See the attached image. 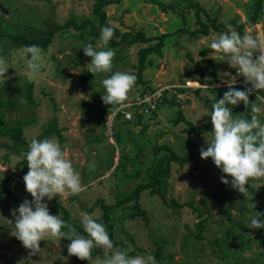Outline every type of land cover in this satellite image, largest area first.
<instances>
[{
    "label": "rangeland",
    "instance_id": "1",
    "mask_svg": "<svg viewBox=\"0 0 264 264\" xmlns=\"http://www.w3.org/2000/svg\"><path fill=\"white\" fill-rule=\"evenodd\" d=\"M92 4V0H0V33H5L0 37V56L6 57L12 67L5 82L0 80V100L5 102L0 109L2 122L7 128L17 121L25 122L23 136L30 142L33 138L58 140L56 135L47 134L50 122L56 119L63 137V141H58L81 174L84 185L79 195L50 201L45 198L43 202L50 214L62 217L61 211L54 207L63 206L69 213V222L81 225L82 215L88 213L107 229L101 207L107 204L111 206L114 246L121 250L131 248L129 255L133 256L154 255L157 239L163 246L164 264H264V228L249 229L246 223L257 212L264 214V180L250 181L253 187L246 185L249 192L243 196L231 187V177L216 168L211 158L203 160L199 154L184 165L173 161L168 176L162 177L155 193L143 190L137 203L146 212V221L135 212L133 198L115 206L136 185L151 181L150 168L158 157L169 153L163 146L178 156L207 148L206 140L212 131L209 116L212 105L229 90L228 81L235 80V86L245 84L234 68L213 54L210 38L228 31V25L238 32V25H242L243 34L253 33L255 26L256 33L264 36V0L259 4L261 10L254 25L249 23L257 0H115L108 5L109 21L120 30H143L151 36L172 33L162 55L150 56L152 63L143 72V82L136 80L127 103L138 101L151 89L161 88L164 92L171 87L173 92H166L164 98L169 100L174 94V105L169 101L158 105L156 99L153 109L131 106L129 120L123 113L117 119L115 113L104 118L102 80L111 73L81 83L82 69H87L91 59L84 55L78 66L72 64L76 51L82 52L90 40L95 46L99 37L90 34L81 37L73 27L57 31L47 50H43L44 67L32 81L27 78L23 61L15 56L22 47L7 37L9 32L24 34L29 39L46 35L70 19L92 16ZM196 17L208 24L213 18L219 27L210 28L205 35L192 34L197 26ZM140 46L145 44L124 47L120 57L113 59V72L135 71L132 65ZM30 82L36 105L27 103L23 97ZM94 91L99 97L92 96ZM256 95L250 98V103L264 109V104L255 101ZM178 111L201 132L188 133L185 121L174 122ZM232 112L234 116L247 117L240 104L233 106ZM259 118L264 122V111ZM113 131L121 135L119 144ZM154 145L159 147L158 151ZM26 147L16 146L9 137L0 135V187L19 199L31 201L23 182L26 172L22 165L16 166ZM138 148L142 152L138 153ZM122 154L126 156L124 170L114 171ZM222 175L229 180L228 185L221 182ZM19 205L8 192L2 194L0 264H95L97 257L102 258V250L93 249L90 261L77 258L72 262L76 257L68 255L70 241L66 238L41 241L39 252L30 255V250L10 235L9 221L14 223L11 213ZM261 220L264 221V215Z\"/></svg>",
    "mask_w": 264,
    "mask_h": 264
},
{
    "label": "clouds",
    "instance_id": "2",
    "mask_svg": "<svg viewBox=\"0 0 264 264\" xmlns=\"http://www.w3.org/2000/svg\"><path fill=\"white\" fill-rule=\"evenodd\" d=\"M227 28L228 31L211 36L209 47L220 61L227 62L238 76L244 78L242 87L245 89L238 90L235 80L227 82L229 90L212 105L209 115L212 131L210 139L206 140V150L200 149V156L203 160L211 158L216 168L231 177V187L244 196L249 192L246 185L253 187L250 181L264 180V122L259 118L264 109L249 101V96L255 91L258 93L255 101L264 104V95H260L264 92V36L259 33L241 36L231 25ZM113 36L111 26L102 27L96 45L89 43L82 49L84 55L91 58L87 65L88 72L93 76L111 73L102 80L105 93L101 98L105 105H111L109 113H119L128 106V94L135 86L137 77L128 72H113L115 51L108 47ZM15 56L23 61L28 80L36 79L44 67L43 50L38 45L24 46ZM10 68L8 59L0 56V80L5 82ZM241 102L247 109L251 105L250 118L234 116L232 107ZM24 156L28 171L23 182L32 200L25 199L18 208L13 209L14 223L9 222L12 225L10 235L30 250V255L39 252L41 241L66 238L70 241L67 245L68 255L82 261L92 259L93 249H101L102 258L97 257L95 264H157L152 254L133 256L129 255L131 248L121 250L115 247L106 227L88 213L81 217L86 235H80L77 228L65 222L61 215L50 214L47 203L43 202L45 198L49 201L67 198L79 195L84 190L81 174L74 168L58 140L33 138ZM225 175L220 179L228 185L229 180ZM262 215L257 212L248 217L247 228H264Z\"/></svg>",
    "mask_w": 264,
    "mask_h": 264
},
{
    "label": "trees",
    "instance_id": "3",
    "mask_svg": "<svg viewBox=\"0 0 264 264\" xmlns=\"http://www.w3.org/2000/svg\"><path fill=\"white\" fill-rule=\"evenodd\" d=\"M93 4H92V16H88V17H82L79 20H75V19H70L68 21H66L65 24L60 25V26H56L53 30L49 31L46 35L43 36H39V37H35L32 39H29L26 37V35L24 34H13L12 32H9L7 35V37H9L11 39V41H14L16 43L19 44V46L24 47V46H29V45H38L42 50H47V48L49 47V45L51 44L52 40H53V36L57 31H61L64 28L67 27H73L74 29H77L80 32V36L82 37L84 34H90L93 38L95 37H99L100 36V31L102 27L105 26H111L114 29V36L111 39V41L109 42L108 47L111 49H115V53H116V59H118L121 55V51L124 47H128L134 44H145V46H140L137 52V60L136 63L132 65V67L135 69V71L131 72V74H134L137 77V82L138 83H142L143 82V72L147 69V66L149 64L152 63V61L149 59L151 55H162V49L166 44V40L167 37H169L172 33H161L158 35H147L143 30H130V29H125V30H120L118 27H116L114 24H112L109 21V16L106 12V7L110 4H112L115 0H92ZM262 0H257V5L254 9V14L251 17L250 20V25L251 24H255L257 21V15H259V11L261 10L260 7V2ZM198 15V12H196ZM197 19H195V22L197 24L196 27H194L193 32L191 31L192 34H196V33H202L203 35L208 34L210 31V28H214V29H218L219 24H216L215 19H211L210 24L203 22L199 19V17H196ZM238 25V24H237ZM238 27L240 28L239 33L241 34V36H243V31H242V25H238ZM88 28V29H87ZM87 29V30H86ZM180 29H184V28H179ZM186 29V28H185ZM5 33H0V37L3 36ZM155 41V42H153ZM91 44H94L92 40H90ZM86 44V43H85ZM89 44V43H87ZM84 56V52H80V51H76V56L75 58H73V65L74 66H78L80 63V58ZM90 58V57H89ZM91 59V58H90ZM113 64H115L113 62ZM100 75V74H97ZM96 75V76H97ZM93 74H91L90 72H88V69L83 68L82 72H81V76H80V82L81 83H85L86 81H91L94 77ZM200 84H204V81L201 80ZM237 89H241L244 90V87L235 86ZM249 87H251L249 85ZM152 88V87H151ZM32 89H33V83H29L26 86V93L24 94V98L27 99V103H34L33 100V95H32ZM155 89H151L150 91H154ZM178 91H183L184 89L182 88H177ZM166 92H172L169 90H165L162 94V97L159 99V104L158 105H162L165 104L167 101H169V103L171 105H174L175 102V97L174 94H172L171 98L169 100H166L167 97L164 98V96H166ZM254 93H256L255 91H253V93L249 96V100L251 97L254 96ZM258 94V93H256ZM260 95H264V92H261ZM92 96L94 98L99 97V93L94 91V93H92ZM52 99V98H51ZM4 101L0 100V109L1 107L4 105ZM102 104L103 101H102ZM34 105H36V103H34ZM243 111L246 114V118H250L251 116V112L249 109L245 108L244 104L241 102L240 103ZM111 108V105H105V109L103 110L104 112V118L107 119V117L109 115H111V113H109V109ZM109 113V114H108ZM177 116L174 120V122H179V121H185L187 124V127L185 129V131H187L188 133H194V134H199L201 132V129H195L192 124L189 121H186L182 115V111H178L177 112ZM119 117H122V113H115V118L117 119ZM25 125V122L23 121H17L16 125L12 126V127H5L3 122H2V113L0 110V135L1 136H7L9 137L13 143H15V145H25L27 146L25 149V153L28 151V147H29V141H27L25 139V137L23 136V127ZM47 134L49 135H56L57 139L59 141H63V137L60 134V130L57 127L56 124V119H53L50 124H49V128L47 130ZM113 137L114 140L117 144L120 143L121 141V135L117 134V131H113ZM155 146V150L158 151L159 147H157V145ZM165 149H167V151L169 153H166L160 157H158V159L155 161V165L154 167L150 168L151 172H150V177H151V181L148 183H141L136 185V187L130 191L129 194L125 195L122 199L118 200L115 203V206H118L122 203H125L126 201L130 200L131 198L136 200V203L134 204V206L136 207V213H139L140 216L146 221L147 216H146V212L140 208V206L137 203V199L139 197V194L146 189H149L151 192L155 193L156 192V188H158V186L161 184V180L162 177H167L169 174V167L170 164L174 161V162H178L180 165H184L189 163L190 161L194 160L199 154L200 151L194 152L192 154L189 155H182V156H178L177 154H175L172 149H170L169 147H165L163 146ZM18 148H15V152H18ZM206 150V148H205ZM142 152V149L138 148V153ZM24 153V154H25ZM126 159V156L124 154L119 156V160L118 163L115 165L114 167V171L117 169H123L124 170V160ZM165 164V165H164ZM22 165L23 170L27 173L28 169H27V162L25 159V156L23 155V159L21 161H19L16 166ZM135 175L139 174V170L135 172ZM129 176V175H128ZM8 192L9 194L12 195L13 199L21 204L23 203L24 200L19 199L16 195L14 196L13 193L7 191L5 188L0 187V202L2 200V194ZM101 204V203H100ZM178 205V204H176ZM101 207L104 210L103 213V219L106 223V225L108 226V234L110 236V238L113 240V223L111 221V216H110V207L107 204H101ZM113 207V206H112ZM55 210H59L62 213V219L67 222L72 224L74 227L77 228L78 231L83 232V228L81 225H79L78 223H74V222H69L68 218H69V213L67 211L66 208H64L63 206H55L54 207ZM199 227L202 228V225L199 224ZM64 231H67V229H64ZM84 233V232H83ZM157 242V249L154 253V256L156 258V261L158 264H164L163 263V258L161 256L162 253V248L163 246L160 245V243L158 242V240H155ZM77 258H73L72 262H76Z\"/></svg>",
    "mask_w": 264,
    "mask_h": 264
},
{
    "label": "built area",
    "instance_id": "4",
    "mask_svg": "<svg viewBox=\"0 0 264 264\" xmlns=\"http://www.w3.org/2000/svg\"><path fill=\"white\" fill-rule=\"evenodd\" d=\"M169 88L170 89H168V90L173 92V89L171 87H169ZM163 90L164 89L158 88V89H155L154 91H150V92L144 94L142 96L143 98L139 99L136 102L129 101L127 103L128 106L126 108H124L121 111V113H123L125 119L129 120V118L131 117V113L128 112V108L131 107V106L136 107V106H143V105H145V106L150 107L151 109H153L155 107L156 99H160L162 97Z\"/></svg>",
    "mask_w": 264,
    "mask_h": 264
},
{
    "label": "water",
    "instance_id": "5",
    "mask_svg": "<svg viewBox=\"0 0 264 264\" xmlns=\"http://www.w3.org/2000/svg\"><path fill=\"white\" fill-rule=\"evenodd\" d=\"M253 29H254V30H253V33H254V35H255V33H256V27L254 26Z\"/></svg>",
    "mask_w": 264,
    "mask_h": 264
}]
</instances>
